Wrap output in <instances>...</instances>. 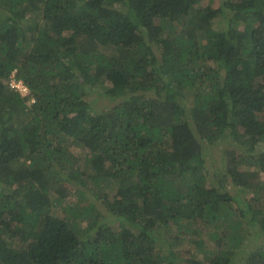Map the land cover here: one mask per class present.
I'll return each instance as SVG.
<instances>
[{"label": "trees", "instance_id": "16d2710c", "mask_svg": "<svg viewBox=\"0 0 264 264\" xmlns=\"http://www.w3.org/2000/svg\"><path fill=\"white\" fill-rule=\"evenodd\" d=\"M183 263L264 264V0H0V264Z\"/></svg>", "mask_w": 264, "mask_h": 264}, {"label": "rangeland", "instance_id": "374dc122", "mask_svg": "<svg viewBox=\"0 0 264 264\" xmlns=\"http://www.w3.org/2000/svg\"><path fill=\"white\" fill-rule=\"evenodd\" d=\"M98 95V93H93V94H91V96L89 97V99L90 100H93L94 98L96 99V96ZM104 101H105V98L104 99H102V98H100V100H99V102L97 103V105L98 106H101L103 103H104ZM228 134H229V132H227ZM225 142H233V140L231 139V136H226L225 137ZM71 145H73L72 147H73V151H74V153L77 155V156H79V157H83L84 156V151H83V149H82V147L80 148V147H78V146H75V144L74 143H72ZM211 147H213V157H210V161L211 162H215L216 161V154L220 151V149H219V147L218 146H216V147H214V146H211ZM210 147V148H211ZM255 238H257L258 240H259V238L258 237H252V239H255ZM208 242H211V241H208ZM184 264V263H183Z\"/></svg>", "mask_w": 264, "mask_h": 264}, {"label": "clouds", "instance_id": "9594fccd", "mask_svg": "<svg viewBox=\"0 0 264 264\" xmlns=\"http://www.w3.org/2000/svg\"><path fill=\"white\" fill-rule=\"evenodd\" d=\"M11 84H13V86L19 88L23 93H29V88H28V86L25 84V82H24L23 80H18V81L13 80V81L11 82ZM19 84H22V85L26 86V87L28 88L27 92H25V91L19 86Z\"/></svg>", "mask_w": 264, "mask_h": 264}, {"label": "built area", "instance_id": "2783aa9c", "mask_svg": "<svg viewBox=\"0 0 264 264\" xmlns=\"http://www.w3.org/2000/svg\"><path fill=\"white\" fill-rule=\"evenodd\" d=\"M19 86H20L25 92H27L28 88H27L26 86H24V85H22V84H19Z\"/></svg>", "mask_w": 264, "mask_h": 264}]
</instances>
